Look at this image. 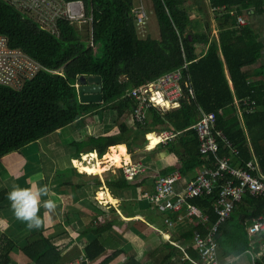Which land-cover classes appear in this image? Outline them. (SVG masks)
I'll list each match as a JSON object with an SVG mask.
<instances>
[{
  "label": "trees",
  "instance_id": "16d2710c",
  "mask_svg": "<svg viewBox=\"0 0 264 264\" xmlns=\"http://www.w3.org/2000/svg\"><path fill=\"white\" fill-rule=\"evenodd\" d=\"M65 1H82L87 17L92 18V21L84 25L60 21L57 24L58 34L55 35L44 30L33 17L24 15L6 1L0 0V35L8 39L11 48L22 50L43 69L21 91L0 86V159L11 152L25 149L44 136L79 124L85 117L101 109L109 111L114 119L126 113L132 115L135 105L128 98L132 91L158 82L187 66L184 75L193 95L184 88L180 108L164 116L158 109L151 108L149 125L144 128L136 124L134 143L139 136L156 131L181 133L169 140L167 145L170 155L181 156L180 167L169 172H179L183 181L184 175L204 168L212 169L216 163L212 156L203 162L200 137L190 129L197 121V114L215 113L217 121L212 132L218 143V156L228 158L229 166L235 170H245L252 164L256 167L253 176L264 182V83L258 85L249 82V74L244 72V69L256 63L255 54L263 49L264 44L252 26L238 23V19L243 18L251 7L258 9L260 2L209 0L208 8L210 12L215 10L212 13L219 31L216 37L211 34L209 24L204 32L190 29L194 23L189 5L191 0H152L153 12L161 30V38L156 39L147 34L149 24L143 30L137 27L133 11L141 5L134 6V0ZM75 26L90 27L91 46L88 41V45L83 41ZM198 44L208 47L201 58L197 54ZM94 48H97V53ZM82 76L101 78L103 104L83 105L79 102L76 85ZM244 101L250 104L244 106ZM154 135H149L150 141ZM128 136L129 128L120 124L112 133L93 136L81 143L75 142L74 146L78 154L97 152L101 159L109 147L125 144ZM132 146L133 143L127 145L129 150ZM105 185L111 191L123 186H137L133 181L124 179L122 174L119 180L114 176L106 179ZM219 189L208 196L189 201L209 216V226L218 219L214 207ZM3 200L5 196L0 194V203ZM245 213L249 220L262 216L264 198L247 193L235 204L229 218L232 214L241 216ZM171 214L176 216L168 219L174 222L180 213ZM108 228L109 224L98 228L92 225L81 231V235L92 233L97 236ZM240 228V233H245L246 224ZM195 233L204 238L207 228L200 224L187 229L183 241L191 246L188 256L200 261L201 257L192 245ZM236 238H241V235ZM223 240H220L219 232V245L225 248L226 240L224 243ZM239 240L228 238V245H234ZM247 247H240L233 256L243 254ZM15 251H19L30 264H60L62 261L60 250L43 232L27 240L22 248H17L14 241L4 236L0 240V264H11V256ZM122 253H106L105 247L96 238L89 242L84 254L78 259L82 258L83 264H112ZM262 261L257 264H263L264 259ZM123 264L142 263L141 260L131 259Z\"/></svg>",
  "mask_w": 264,
  "mask_h": 264
},
{
  "label": "crops",
  "instance_id": "0c3cea01",
  "mask_svg": "<svg viewBox=\"0 0 264 264\" xmlns=\"http://www.w3.org/2000/svg\"><path fill=\"white\" fill-rule=\"evenodd\" d=\"M257 1L260 2L258 9H255V6L251 7L243 18L246 25L252 26L264 44V0ZM208 2L209 0H203L202 5L193 3L190 6L191 19L194 20L190 29L194 32H204L206 25L209 24L212 30L211 34L218 37L219 31L213 15L215 10L212 11L213 13L210 12ZM154 37L160 39L161 30L159 36ZM207 50V46L198 44L199 58L204 56ZM255 57L256 63L244 69V72L249 74V82L261 85L264 83V47L255 54ZM77 85V90H79V84L77 83ZM200 116L201 113L197 114V121ZM120 124L126 125L130 130V136L126 138L125 144L109 147V153H106L102 157L103 159H99L97 152L78 154V150L74 146L75 142L81 143L93 136L112 133ZM136 124L132 121L129 113L119 119H114L109 111L101 109L96 114L85 117L79 124L58 130L40 138L34 144L26 146L25 149L11 152L2 157L0 159V194L5 196V200L0 203V240L6 236L7 239L17 244V248H22L26 245L27 240L34 238L35 234L43 232L60 250L62 255L60 264L75 262L78 257L84 254L89 242L96 238L105 247L106 253L123 252L112 264H123L131 259L141 260L142 264H184L186 260L183 254L174 249L167 240L170 238L172 242L190 248L189 244H184L183 235L187 229L197 226L196 223H193L192 219L185 214H178V219L173 222L175 226L171 230L167 220L176 215L160 212L153 208L150 201L146 199V193L155 191V182L159 176H166L165 174L168 176L177 172L170 173L169 170L180 167L181 156L168 153L167 143L169 141H167L160 143L155 150H150L149 146V150H144L141 154L143 156L150 154V156L144 160L143 156L139 158L140 146L145 145V138L149 139L147 136L152 133L147 136L145 134L139 136L137 142L134 143L133 137L137 133ZM168 131L172 132V130L165 132ZM162 133L164 132H154L158 136ZM247 134L249 135L248 131ZM147 141H149L147 145H150L151 141ZM128 143H133L132 149H135L136 152L133 153L128 149ZM94 156L96 161H99L100 167H106V170L100 174H97V170H99L97 167L91 173L90 165L95 162ZM128 158H130V163L126 165L141 164L147 168L146 172L134 180L126 179L122 172L124 179L133 181L137 186H123L121 189L111 191L105 185L106 179L109 180L114 176L119 180L122 169L115 167L125 165ZM75 161L79 162V166ZM199 172L200 170H197L184 175L185 180L178 184L179 188H183L186 180L196 177ZM37 174L43 175V180L40 183L47 184L54 193L44 199H53L56 208L50 215L41 208L42 226L39 229L29 230L24 222L16 219L8 199V193L14 185L22 188L29 187L34 179H39ZM106 175L108 177H105ZM93 176H97L98 180ZM140 183L143 184L139 185ZM250 213L251 211L248 214ZM255 220L254 218L249 220L246 213L241 216L232 214L231 218L221 225L220 240L223 238L226 240V244L225 248L219 245V264H251V254L264 255V235L250 236L248 233V228ZM107 224L110 225V228L97 236L92 233L81 235V231L92 227V225L98 228ZM245 224V233L242 234L240 227ZM239 234L241 238H236L240 239L239 242L228 245V238L234 241L236 240L235 236ZM246 245L248 246L247 251L241 255L233 256L240 247H246ZM24 259L19 251H15L11 256V264H23ZM263 259L264 256L258 262Z\"/></svg>",
  "mask_w": 264,
  "mask_h": 264
},
{
  "label": "built area",
  "instance_id": "2783aa9c",
  "mask_svg": "<svg viewBox=\"0 0 264 264\" xmlns=\"http://www.w3.org/2000/svg\"><path fill=\"white\" fill-rule=\"evenodd\" d=\"M24 15L33 17L40 26L52 34L57 35V24L60 21H67L73 25H84L92 18L87 17L86 7L82 1L65 0H4ZM137 27L143 30L149 24L147 12L143 6L134 9ZM239 25H245L243 18L238 19ZM183 69L168 74L158 82L147 84L142 88L132 91L128 98L134 102V109L131 119L134 123L146 128L150 122V109H158L162 115L180 108V101L183 97L184 88L193 95V91L185 77ZM42 66L33 60L29 55L20 49L9 46L8 39L0 35V86L11 87L21 91L27 82L33 81L42 72ZM52 73V72H51ZM56 74V73H54ZM78 88V85H76ZM244 106L249 105V101L242 102ZM254 102H252L253 104ZM248 109V108H246ZM252 109L247 110L250 112ZM243 113V112H242ZM217 116L215 113L202 112L199 120L190 128L196 131L200 137V153L202 160L206 161L208 156H213L216 163L212 169L204 168L193 179L186 182L183 188L178 184L182 180V175L176 172L168 176H159L155 182V191L146 193V199L150 201L153 208L162 213L185 214L192 219L196 225H203L207 228V233L201 236L195 233L192 242L193 247L201 257L200 261H195L188 256L189 247H184L175 243L170 238L167 242L176 250L180 251L184 259L190 264H219L218 263V234L233 209L247 193L255 197L264 198V182L253 176L252 172L256 167L249 164L245 170H235L229 166L228 158L218 156L219 147L216 137L213 135ZM181 133L171 131L159 135L164 143L172 140ZM222 136V133H219ZM147 136V134H146ZM149 138V136H147ZM161 142V143H162ZM233 154L236 152H232ZM124 177L134 180L137 176L146 172L143 165H121ZM219 189L217 203L214 212L218 219L215 224L209 226V216L189 203L190 200L208 196L215 189ZM169 229H173L175 224L167 220ZM250 236L264 235V214L256 219L248 228ZM264 255L255 256L251 254V264H257ZM71 264H83L80 258Z\"/></svg>",
  "mask_w": 264,
  "mask_h": 264
},
{
  "label": "clouds",
  "instance_id": "9594fccd",
  "mask_svg": "<svg viewBox=\"0 0 264 264\" xmlns=\"http://www.w3.org/2000/svg\"><path fill=\"white\" fill-rule=\"evenodd\" d=\"M39 179H34L29 187L13 186L8 193V199L16 219L24 222L29 230L39 229L43 224L41 208L49 215L55 211L56 203L50 197L54 195L47 184H41L42 174H37Z\"/></svg>",
  "mask_w": 264,
  "mask_h": 264
},
{
  "label": "rangeland",
  "instance_id": "374dc122",
  "mask_svg": "<svg viewBox=\"0 0 264 264\" xmlns=\"http://www.w3.org/2000/svg\"><path fill=\"white\" fill-rule=\"evenodd\" d=\"M191 3L189 4L190 6H192L193 5V3H195V4H198V5H202L203 4V0H191L190 1ZM140 4H142L145 8H146V10H147V15H146V17H147V19H149V25H147V28H146V31H147V34H150V35H152V37L153 38H155L154 36H159V31H160V27H159V22H158V18H157V16H156V14H155V12H153V5H152V0H134V6H137V5H140ZM75 28H76V31H77V33L80 35L81 34V37L83 38V41L88 45V42L90 43L89 45L91 46V33H90V27L89 26H84V27H79V26H75ZM86 41H88V42H86ZM94 52L95 53H97V48H94ZM258 67V66H257ZM152 133H154V132H152ZM142 136V135H141ZM145 137V136H144ZM145 140H146V142H145V145L143 144V145H141L140 146V149H139V158L141 157V156H143V154H141V153H143V151L144 150H149V145H147V142H149V141H147V140H149V139H146L145 138ZM131 152H136V150L135 149H131ZM107 153H109V150H107ZM97 156V155H96ZM150 156V154H146V155H144L143 156V160L144 159H146L147 157H149ZM134 158V157H133ZM44 159V158H43ZM93 160H95V162H94V164L93 165H90V168H91V173H93L94 172V169L97 167V168H99V170H97V174H100V173H102L104 170H106V167H100V165H99V161H96V158H95V156H94V158H93ZM75 162H77V166H79V162L78 161H75ZM104 163V162H103ZM130 163V158H128L127 160H126V162H125V165L126 164H129ZM83 164H85L86 165V163L85 162H83ZM89 164V163H88ZM115 168H120V166L119 167H115ZM81 172V171H80ZM93 175V174H92ZM24 258V257H23ZM23 264H29V261L27 260V259H24L23 260Z\"/></svg>",
  "mask_w": 264,
  "mask_h": 264
},
{
  "label": "water",
  "instance_id": "95a60500",
  "mask_svg": "<svg viewBox=\"0 0 264 264\" xmlns=\"http://www.w3.org/2000/svg\"><path fill=\"white\" fill-rule=\"evenodd\" d=\"M79 102L83 105L103 104L102 80L99 77L82 76L78 80Z\"/></svg>",
  "mask_w": 264,
  "mask_h": 264
},
{
  "label": "bare ground",
  "instance_id": "6f19581e",
  "mask_svg": "<svg viewBox=\"0 0 264 264\" xmlns=\"http://www.w3.org/2000/svg\"><path fill=\"white\" fill-rule=\"evenodd\" d=\"M162 142V138L159 137L158 135H155L153 138H152V141L150 143V150H155L156 147H158V145ZM102 196V195H100Z\"/></svg>",
  "mask_w": 264,
  "mask_h": 264
}]
</instances>
